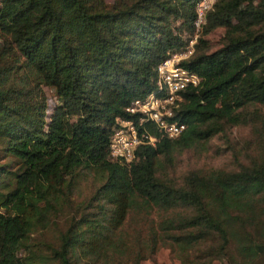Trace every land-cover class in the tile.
<instances>
[{"label":"trees","instance_id":"obj_1","mask_svg":"<svg viewBox=\"0 0 264 264\" xmlns=\"http://www.w3.org/2000/svg\"><path fill=\"white\" fill-rule=\"evenodd\" d=\"M199 1L0 0V264H143L162 248L181 264H264V0L207 13L181 62L201 83L180 136L127 111L194 36ZM119 118L156 144L115 160ZM235 127L253 134L233 168L175 175L180 154Z\"/></svg>","mask_w":264,"mask_h":264},{"label":"built area","instance_id":"obj_2","mask_svg":"<svg viewBox=\"0 0 264 264\" xmlns=\"http://www.w3.org/2000/svg\"><path fill=\"white\" fill-rule=\"evenodd\" d=\"M216 2L217 0L199 1L194 23L197 30L206 24L207 13ZM196 42L197 39H191L184 48L170 52L168 58L158 66L157 89L137 98L127 108L130 114L140 116V123H155L160 131L170 138L178 137L186 130V123L174 118L181 108L186 91L201 83V77L196 72L181 65L182 61L194 55ZM156 141L152 135H140V130L133 120L119 118L111 140V155L115 160L129 162L135 158L139 145H155Z\"/></svg>","mask_w":264,"mask_h":264},{"label":"rangeland","instance_id":"obj_3","mask_svg":"<svg viewBox=\"0 0 264 264\" xmlns=\"http://www.w3.org/2000/svg\"><path fill=\"white\" fill-rule=\"evenodd\" d=\"M201 29L195 31L192 39H198V37L201 36ZM224 32L223 28H217L204 36V38L209 41V46L212 48L211 50H215L221 45ZM46 94L49 108L51 109L55 103V97L49 89H46ZM251 134H253L251 128L235 127L232 131H229L227 136H216L208 144L184 151L176 159L175 175L180 177L188 170L199 168H233L236 163L234 152L236 151L238 154L243 153L246 141L251 139ZM92 189V181L87 182L83 186L85 194H90ZM136 223L139 222H135L134 218L129 219L127 229L131 228ZM143 264L181 263L171 255L169 249L162 248L156 256L144 261Z\"/></svg>","mask_w":264,"mask_h":264}]
</instances>
